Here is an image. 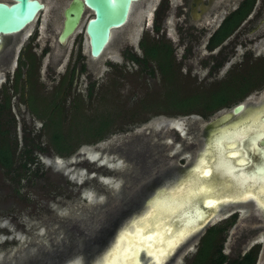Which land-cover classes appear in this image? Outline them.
<instances>
[{
    "label": "flooded vegetation",
    "instance_id": "af4514ba",
    "mask_svg": "<svg viewBox=\"0 0 264 264\" xmlns=\"http://www.w3.org/2000/svg\"><path fill=\"white\" fill-rule=\"evenodd\" d=\"M41 1L45 5L44 0ZM51 2L50 12L55 17L53 18V26L57 28L55 46L52 48L47 45L42 46L37 51V42L36 40L32 41L34 35H36V30L27 32L23 39L21 35L16 37L8 35L0 43V71L2 72L0 76V98L8 95L11 113L13 115L17 113L21 118L25 114L31 116L29 99L37 98L40 92H51L56 84H60L58 94L64 93L65 99L68 101L75 97L77 93H80L79 90L75 89L78 77L82 73H85L87 78L90 75L87 72L89 68L86 58H94L89 54L87 39L86 54L80 52L79 48H77L74 53L68 55L62 70H56L66 52L63 46L76 29L63 42L57 40L56 36L62 24V8L66 3L59 9L62 0H51ZM135 2L137 4H133ZM150 3H153V6L146 16L145 9L149 7ZM85 10L90 11V14L86 17L87 19L92 15V10ZM132 10H134V18L130 20ZM169 16L172 17L173 35L167 31V26L170 25L167 21ZM136 18H141L144 28L134 41L135 27L138 26L135 25ZM121 26L123 29L117 32L115 36L117 39L120 38L122 43V62L117 64V66L124 64L125 61L133 63L124 56L126 53L134 52L142 55V47L139 45V41L143 39L144 42L153 40L157 43H169L172 47L174 60L191 61L194 59L200 68H206L207 74L214 77L224 67V74H221L219 78L231 70L237 73L242 72L245 76L252 74L258 77L254 84L257 87L246 92L231 105L242 103L240 109L233 112L232 118L229 120V122L231 120L234 121L229 127L223 126L228 122L221 125L222 127L220 126L221 136L227 133L229 128L236 133L241 131L242 128L248 129L247 133H245L246 135L243 137L241 135V138L235 139L233 146L237 152L234 159L232 158L231 162L227 160L226 163L228 164L221 163L218 168L225 166L224 169L219 171L222 175H225L220 180H224L229 185L231 183L229 177H232L233 182L236 181L241 184L238 185L241 189L237 187L236 190L232 183L229 185L231 186L232 194L236 191L238 194H243L242 190H248V192L250 190L249 194L247 196L243 194L244 196L234 195V197H231V202L220 210L215 211H220L217 212L219 216L222 213H225V216L219 219H212L211 223L204 225L201 229L196 230L194 228L188 236L176 244L173 250L164 255V262L161 264L173 262V258L169 261L168 256L174 253L173 251L185 238L183 242L194 240V249L190 255L191 257L201 243L208 236H211L209 231L211 227L217 228L214 230V234L212 232V235L220 244V251L228 257L245 256L248 264H264V206H262L264 205V190L263 192L256 191L258 190V184L264 183V142L261 144L256 138L261 133L259 130L264 131V0H135L132 2L126 21ZM121 26L117 28L120 29ZM113 30L107 44L113 37ZM46 54L50 58L44 64L43 69L45 70V76L50 81H53L49 87H46L40 74L41 60ZM176 54H178V57ZM107 63L112 66L110 64L112 63L111 61H107ZM91 81L92 79L88 81L87 85ZM21 105L22 108H20ZM225 110L217 111L214 116L204 120L200 126L193 123L195 119L186 122V126L183 125V132L185 134H194L198 129L199 134L204 138L209 121L221 115ZM245 115L249 116L244 117ZM261 123H263V127ZM164 124H161V126H164ZM245 124L246 126L250 125L246 127ZM165 125L179 133L178 128L170 125L169 122H166ZM242 125L244 126L242 127ZM236 126L237 128H231ZM148 130L150 132L156 131L157 139L161 136L159 129L149 127ZM149 131L147 133H150ZM235 132L232 134L233 136L237 135ZM251 138L256 139L252 140ZM158 142H153L152 144L154 145L149 146L151 143L150 138L141 139L138 142V148L136 147L133 150L122 149L125 143H129L125 140L117 143L115 149L112 150H117L130 163L133 160V163L146 167L145 173L142 174L145 175L144 178L138 181L137 175L134 174L136 170H127L128 164H126L122 173L128 174V178L126 177L125 180L118 184L116 183V186L111 187V191H109V200L113 201V206H107V208L102 210L98 206L92 205L91 209L80 210V212H74L70 209L72 214L70 224H58V226L50 229L51 221H49L44 224V232H37L39 225L31 223V232H28L31 236L35 235L36 237L27 240L20 248L10 249L11 254H4L0 258V264H71L76 259H80V264H92L93 260L100 255L102 249L112 240L118 226L125 221L124 219L121 220L123 216L128 213L132 214L138 209L141 210L150 195L152 196L164 188L161 187L162 185L166 183L165 187L168 188V190L162 192L163 195L169 196V200L165 201H170L172 198H182L183 200L188 198L198 182L197 179L199 178L200 180L201 178L199 182L202 181L203 171L208 170L206 168H211L209 166L211 160L204 158L201 165L202 168H200L201 175L190 173L191 175H188V179H183L180 183L179 180L173 182V178L176 175L179 176L181 174L183 176L186 173L187 164L182 163L181 165L183 166L179 168L182 173H176L179 172L176 171L178 164L170 163L168 160L162 159L163 164H160V160L159 166L155 163L154 168L150 167V169L147 168L148 163L142 162L144 156L151 154L153 147L155 148L154 150L159 151ZM192 143L191 141L190 145ZM128 145H131V143ZM211 148L212 143L207 150H211ZM205 152L207 151L204 149L203 153ZM240 156L243 157V161L236 162ZM116 158L117 156L108 157L104 162H99V164L116 161ZM97 160L100 159H95L94 161ZM142 170L141 168L140 174L143 172ZM227 175L230 176L228 177ZM129 179L132 180L130 181ZM195 181L196 184L192 186ZM176 183L177 185H175ZM221 187L223 186L221 185ZM221 187H218V189L221 190ZM78 191L80 192V188ZM154 205L157 206L156 204ZM155 210L156 207L154 210L153 208L150 209L149 213L152 215L153 212H156ZM99 212H103L105 215L104 222L100 224L95 220V215ZM79 220L82 221L81 225L78 223ZM223 225H225L224 230L221 228ZM229 229H231V238L229 248L225 251L224 242Z\"/></svg>",
    "mask_w": 264,
    "mask_h": 264
},
{
    "label": "rangeland",
    "instance_id": "374dc122",
    "mask_svg": "<svg viewBox=\"0 0 264 264\" xmlns=\"http://www.w3.org/2000/svg\"><path fill=\"white\" fill-rule=\"evenodd\" d=\"M66 1L67 0H62L59 5V9L66 3ZM44 2V8L38 12L37 16L22 30V32H18L10 36L16 37L21 35L23 39L27 32L36 30V35H34L32 41L36 40L37 51L42 46L47 45L49 46V48H52L56 44L55 35L57 28L53 26V18L55 17L52 15L49 8L52 2L51 0H44ZM133 4H137V2ZM152 6L153 3H150L149 7L145 9L146 16L147 12L151 10ZM89 14V10H84V13L82 14L78 22L76 30L72 33L67 43L63 46L66 52L59 66L56 67V70H62L64 63L67 61L68 55L74 53L77 48H79L80 52L86 54V35L84 33V24L85 19ZM133 18L134 10H132L130 14V20H132ZM135 20V25H138V28L135 27V35L133 38L134 41L144 28V23L141 21V18H136ZM167 21L170 24L167 26V31H169V33L173 35L174 31L171 25L172 17L169 16ZM122 29L123 27L121 26L120 29L116 28L113 30V37L97 58H86V63L89 68L87 72L90 75L87 78V75L85 73H82L78 77L75 84V89L80 91L83 99L86 100L87 98L85 96V88L88 81H90L91 79L94 80V92L98 93L99 95L104 94L107 88L112 92L114 87V91L116 89L118 93L114 91L112 93L116 94V96L118 95L117 100L119 102L127 101L128 103H131L134 99L140 98V96L144 92L150 93L151 91L157 90L158 87H160L158 74H156L154 77H151L146 73H138L137 65L135 63L125 61V65H122L123 70L121 72L118 71L119 67L117 65L110 66L107 63V61H111L116 64L122 62L121 39H117V37H115L117 35L116 33L121 31ZM239 51H241V49H239ZM176 55L178 57V54ZM48 58H50V56H48L47 54L44 55L41 60L40 66V74L44 80L46 87H49L53 82L45 76V70L43 69L44 64L46 63ZM175 61L178 63L181 72H187V79L194 80L196 82L208 83L209 81L217 80L221 76V74H224L225 70L224 67L218 73V75L214 77L207 74L206 68H200L196 60L194 59L191 61L176 59ZM1 75L2 72L0 71V76ZM114 82L115 84H113ZM132 92L133 94H131ZM106 94H108V92H105V95ZM130 94L132 95L131 98H129ZM45 95L46 93L40 92L39 97H37L36 99L37 105H41L40 97H43ZM93 98L95 99V96L90 98L89 101H85L82 105L85 107L83 108L85 115L91 112L92 106L95 102V100L93 101ZM232 104L227 107L219 108L206 118L196 113L169 115L167 113L158 112L157 109H151L146 112H140L135 119L128 120L123 124L122 129H115V131L106 134L103 138L94 142L80 143L74 149V151H72L68 155L59 156L53 153L49 154L40 152L37 154V158L40 164V168L44 172L40 174V178L33 181V184H35L34 187H30V185H24L20 187V194L25 192L23 193L25 195L24 197L15 196L13 194V192L9 188V185L6 184V182H8L7 178L0 168V258L3 257L4 254L10 255V249L18 247L20 248L24 243H26L27 240L36 237L35 235L31 236V234L28 232L30 231L31 223L39 225L37 232H44V224L49 221H51L49 226L50 229L58 226V224H70V222L72 221V210L74 212H80V210L91 209L92 205L98 206L102 210L107 208V206H113V201L109 200V191H111V187L116 186V183L118 184L121 181L125 180L126 177L128 178V174L122 173V171L124 172L123 167L126 166V164H128L126 167L127 170H136V173L134 174L137 175L138 181L143 179L145 175L142 174L145 173V166L141 167L138 163H133V160L130 163L124 158L122 154L120 155L117 150H112L115 149L116 144L122 140L131 143V145H128L129 143H125L123 145L122 149L125 150H133L136 147L138 148V142L141 139L150 138L151 143L149 146H153V142L159 141V151L157 152V150H154L155 148L153 147L151 149V154L149 156H144L142 162L145 164L148 163L149 165H147V168L150 169V167L154 168L153 166L156 165L155 163H157L159 166L160 160V164H163L162 159H164L165 161L168 160V162L170 163L172 162L178 164V167H176V171H179V168L183 166L181 165L182 163L187 164L188 168H190L191 166L192 167L191 171L183 178L186 179L188 175L192 173V169L202 153V149L204 148H202L204 140L199 134L198 129L194 132V134H185L184 132H180V130H178L179 133H177L166 125L161 126V124L169 122L170 125H173L172 121H177L173 118L177 117L180 119L181 122L179 120L178 121L180 122V124L182 123V125L186 126V122L193 121L195 119L193 123H196L200 126L204 122V120L210 118L211 116H214L217 111L229 109ZM20 108H22V105L20 106ZM40 110L41 109H37L38 112H40ZM248 116L245 115L244 117ZM14 117L15 135L19 146L21 144L22 122H24L29 129H32V131H34L38 129L40 125V119L34 118L28 114H25L24 117L21 118L17 113H14ZM149 127L159 129V131L161 132V136L157 139L155 133L156 131L150 132L148 130ZM76 128H78V126H76ZM148 131L150 133H147ZM234 132L235 131L230 130L225 134L232 135ZM179 134H181V136H179ZM219 140L221 139H215L214 143H216V145L217 143L220 144ZM191 141L193 143L190 145ZM129 147L131 148L129 149ZM199 149H201V153L199 155H196ZM90 152L92 153V155H97V153L102 152L109 158L117 156V160L105 162L104 164L100 165L99 162L104 161L101 159L94 162L90 161V159H92L90 156H88ZM85 156H88V159H86ZM219 160L221 159L219 158ZM223 164H228L226 163L224 157ZM141 168L143 169V172H141L140 174ZM176 173H182V171ZM177 176L178 175H176L173 179H175ZM22 181L23 180H21V182ZM165 185L166 183L161 187H164ZM175 185H177V183ZM79 188L80 192L78 191ZM263 190L264 189H262V192ZM108 201L109 203H107ZM163 203L167 202H161V205ZM156 207L158 208L160 206L157 205ZM143 208H146V203H144L141 211L144 210ZM147 210L149 213L150 208H147L145 211ZM136 211L138 212L140 211V209ZM136 211H134V213L132 214L128 213L123 216L121 220L124 219L125 221L120 224L117 229H119L120 226L123 225L130 216L135 214ZM150 214L151 213H149L148 215ZM152 214H154V212ZM104 216L105 215L103 212L96 213V222L98 224L103 223L105 219ZM139 216L140 215L134 218L135 220H133V223L134 221L139 219ZM78 223L79 225H81L82 221L79 220ZM189 234L190 233H187V235H182L180 239L173 245V247L168 249L165 254L173 250L176 244ZM113 238L112 240H110L109 244L113 241ZM230 238L231 229L227 231L226 241L224 242L225 251L229 248ZM185 239L183 241H185ZM183 241L180 243V245L177 246L175 251H173L174 253L168 256L169 261L171 260V258H173V262H171L170 264H185L188 261L194 249V240H187V242ZM107 245L105 246V248H108ZM105 248L100 253V255L104 253L103 257L106 256V253L108 252L105 251L107 250V248ZM188 248L190 249L187 250Z\"/></svg>",
    "mask_w": 264,
    "mask_h": 264
},
{
    "label": "trees",
    "instance_id": "16d2710c",
    "mask_svg": "<svg viewBox=\"0 0 264 264\" xmlns=\"http://www.w3.org/2000/svg\"><path fill=\"white\" fill-rule=\"evenodd\" d=\"M139 45L142 47V55L129 52L124 56L137 65L138 73H146L151 77L158 74L160 87L157 90L144 92L131 103L119 102L118 95L112 93L114 87L112 92L107 88L105 92L108 94L104 92L99 95L94 92L92 80L86 87V100L81 93H77L66 101L64 93L58 94L60 84H56L51 92L40 97L41 105L36 104L37 98L29 99L30 114L40 119V125L32 131L22 122L19 146L15 135V117L9 109V97L6 95L0 98V168L7 178L6 184L15 196L24 197L25 192L20 194V187H34L33 181L44 172L37 158L40 152L68 155L80 143L94 142L115 129H122L128 120L151 109L169 115L196 113L205 118L257 87L254 85L257 76H245L234 70L208 83L188 80L187 72H181L174 60L169 43L153 40L144 42L141 39ZM110 64L117 65L113 62ZM122 65L118 66L119 72L123 70ZM114 92L118 93L116 89ZM94 96L91 112L85 115V107L82 105ZM37 109H41L40 112ZM221 228L224 230L225 225ZM215 229H209L211 236L201 243L185 264H248L245 256L228 257L220 251V244L212 235Z\"/></svg>",
    "mask_w": 264,
    "mask_h": 264
},
{
    "label": "bare ground",
    "instance_id": "6f19581e",
    "mask_svg": "<svg viewBox=\"0 0 264 264\" xmlns=\"http://www.w3.org/2000/svg\"><path fill=\"white\" fill-rule=\"evenodd\" d=\"M175 120L177 121H173L172 124L175 127H177L178 130L183 132L184 130L181 128V124H180L181 121L179 122L178 119H175ZM233 121L234 120H231L230 122L228 121V123L224 125V127L225 126L229 127V125ZM263 123H261V125ZM243 126L244 125H242V127ZM231 128H237V126L231 127ZM229 131H230V128H229ZM247 131H248L247 128L245 129L242 128L241 131H238V133L235 132V134H237L236 136H233V135L230 136L229 134L225 135V133L224 135L222 133L223 136H221V133L219 130V133L214 137V140L221 139L219 140L220 144L217 143L216 145V143H214V140L212 141V148L211 150L208 149L210 152L209 153L210 156L206 154V152L203 153L204 149L207 150L205 146L202 149V153L199 152V154L201 153V155L199 156L197 162L195 163L191 174L198 173L201 175L200 168H202L201 167V165L203 164L202 161L204 160L205 157L208 158V156L211 157L210 159L211 163H209L210 164L209 166H211V168L210 169L206 168L208 169V170H205L207 172V175L202 174L203 179L201 182H199L201 178L200 180L198 178L197 184H196V181L194 182V184H192V186L195 184L196 185L194 186V190L192 191V193L189 194V197L187 196L188 198L184 200L182 198L181 199L172 198V200L166 201L167 203H163L161 205V201L163 202L165 200H169L168 198L169 196L163 195L161 192L164 190H168V188L165 186L164 188H162V190H159L158 192L154 193V195L148 197L145 201L146 208L145 209L143 208L144 210L142 211L140 210L137 213L130 216L126 220V222L123 225H121L119 229L115 231L113 241L107 245L108 248L110 247V249L106 247L108 249V252L106 253L107 255L104 257L102 256L103 254L98 255L97 256L98 258L96 257L93 260L94 262H92V264H161L162 262H164L163 255L167 252V250L173 247V245L180 239L182 235H187V233H191L192 230L194 229L195 222H197L198 220L196 217L197 211L192 209L193 208L192 206L195 200H201L204 204L207 205V207H217L220 201L222 200L225 201L226 199L234 197V195L240 197L241 195L244 194L247 196L250 190L249 192L248 190H245V191L242 190L243 194L242 193L238 194V192L236 191L234 192V194L230 193L229 196L224 195V194L220 196L219 194L214 196L216 189L213 186V184L210 181H208L212 170L221 171V169L225 168V166L218 168L219 165L223 163V161L221 162V160H223V157L226 161L229 160L230 162L232 161V158L234 159V157L236 156V152H237L233 146L235 144L234 143L235 139L241 138L240 137L241 135L243 137L244 135H246L245 133H247ZM88 156H90L91 158H94L96 155L94 154L92 155V153L90 152ZM219 158L221 160H219ZM242 161H243V157L240 156L239 158H237L236 162H242ZM190 171H191V168H188V170L186 171V173H184L183 176L180 174L175 179H173V182L179 180V183H180ZM205 171H203V173ZM227 176L229 177L230 175H227ZM188 178L189 176L186 179ZM231 178L232 177H229V180L231 181L232 185L235 187V190H236L238 185H241V184L240 183L238 184L236 181L233 182ZM190 189H193V188H190ZM238 189H241V187H238ZM262 189H264V183H259L258 190L256 191L262 192ZM153 198L154 200L151 201V199ZM156 202L158 203L160 202V204ZM153 204H158V206L160 207L157 208L155 205L153 206ZM155 207L157 208L155 210L156 212H154V214L152 215L151 214L148 215L149 209L145 211L147 208H150V209L153 208L154 210ZM138 215H140L138 217L139 219L134 221L133 223V220H135L134 218L137 217ZM177 220H179L178 225L175 224V221ZM109 255L111 256L109 257ZM71 264H80V259H76V261H74Z\"/></svg>",
    "mask_w": 264,
    "mask_h": 264
},
{
    "label": "water",
    "instance_id": "95a60500",
    "mask_svg": "<svg viewBox=\"0 0 264 264\" xmlns=\"http://www.w3.org/2000/svg\"><path fill=\"white\" fill-rule=\"evenodd\" d=\"M133 1L135 0H67L62 8V24L56 38L59 42H63L76 29L83 11L91 9L92 15L85 21L84 33L88 43L89 54L91 57L96 58L102 53L112 30L126 21ZM43 7L44 3L41 0H0V43L4 37L21 32ZM241 106V102L237 103L209 121L202 148L204 146L210 148L214 137L219 133V127L227 123L232 118V113L238 111ZM173 119L180 121L177 117ZM181 128L183 129L182 123ZM259 131L261 133L256 138L262 144L264 142V131ZM251 139L254 140L253 138ZM201 149L196 155L199 154ZM206 151V154L209 155L210 152ZM85 158L88 159V156H85ZM107 158L108 156L99 152L90 160L102 159L105 161ZM208 159L211 158L208 157ZM221 177L223 178L225 175L216 170L211 171L209 181L216 189L214 196L218 194L219 196L223 194L229 196L232 191L231 186L226 184L224 180H220ZM218 187L222 189L220 190ZM229 202H231V198L220 201L217 207H207L201 200H195L192 209L197 211L196 217L198 220L195 222L194 228L196 230L201 229L204 225L211 223L212 219H219L225 216V213L219 216L217 212L220 211H215L220 210ZM175 224L178 225L179 220L175 221Z\"/></svg>",
    "mask_w": 264,
    "mask_h": 264
},
{
    "label": "snow or ice",
    "instance_id": "6c2138e0",
    "mask_svg": "<svg viewBox=\"0 0 264 264\" xmlns=\"http://www.w3.org/2000/svg\"><path fill=\"white\" fill-rule=\"evenodd\" d=\"M203 174H204V175H207V172L205 171ZM262 206H264V205H262Z\"/></svg>",
    "mask_w": 264,
    "mask_h": 264
}]
</instances>
